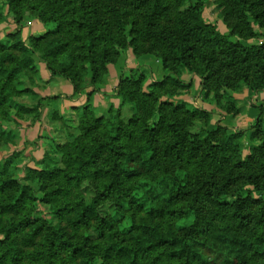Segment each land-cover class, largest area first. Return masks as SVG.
I'll use <instances>...</instances> for the list:
<instances>
[{"label":"trees","instance_id":"16d2710c","mask_svg":"<svg viewBox=\"0 0 264 264\" xmlns=\"http://www.w3.org/2000/svg\"><path fill=\"white\" fill-rule=\"evenodd\" d=\"M0 1L18 21L22 4L42 2L50 7L45 12L41 6L42 22L56 23L28 46L18 33L8 35L9 45L0 40V108L25 110L14 100L23 93L15 87L36 72L35 57L76 97L88 87L97 93L99 77L121 51L141 53L139 40L162 52L160 87H186L181 76L194 72L205 83L226 66L251 92L264 91V44L233 40L204 19L200 3ZM230 1L251 34L254 25L264 31V0ZM141 11L140 26L129 22ZM170 22L171 29L165 26ZM165 69L183 73L173 79ZM146 78L143 71L118 70L115 97L132 117L123 121L118 111L105 120L84 108L83 137L58 147L62 168L25 167L18 178L16 156L0 159V264H264V140L243 156L241 133L218 137L213 130L200 138L178 121L156 120L153 111L141 117L150 96ZM45 99L40 96L39 106ZM161 164L165 169H158ZM85 182L94 190L90 201L78 192ZM104 206L111 215H104Z\"/></svg>","mask_w":264,"mask_h":264},{"label":"rangeland","instance_id":"374dc122","mask_svg":"<svg viewBox=\"0 0 264 264\" xmlns=\"http://www.w3.org/2000/svg\"><path fill=\"white\" fill-rule=\"evenodd\" d=\"M186 1L194 5L200 3L204 19L217 25L219 30L229 32L233 40H239L245 46L264 44V31L254 25V32L251 34L237 18L236 8L230 0ZM1 2L0 40L7 45L11 43L8 38L11 33H18L19 38L28 46L30 38L38 39L47 36L56 29V23L42 22L41 6L45 8V12H49L50 7L47 4L33 1L22 4L21 17L18 21L7 4ZM188 5L183 4L184 7ZM142 12L131 15L128 18L129 22L140 26L143 22ZM165 26L171 29L174 24L170 22ZM138 52L141 53L134 54L132 48L121 51V57L107 66L108 73L99 77V84L96 87L99 91L91 94L92 88L88 87L82 95L76 97L71 95L69 98L71 102L78 104L79 100L85 97L81 105L72 107H68L69 99L63 101L61 97L63 81L51 78L46 65L38 57L34 58L36 72L26 73L20 84L15 87L17 92L23 93L14 100L23 105L25 110L0 108V159L10 154L16 156L15 177L22 178L25 167L41 169L44 166L52 168L61 166L62 168L63 152H59L58 147L72 145L74 140L83 137L84 108H88L90 116L97 118L107 120L112 113L119 111L123 121L130 120L132 111L128 106L120 108L121 101L115 97L120 68L146 73L147 78L143 89L150 96L147 109L139 113L141 117L145 118L148 111H153L156 120L164 117L168 123L178 121L182 123L185 132L190 135L198 134L200 138H205L207 133L213 130H218V137L224 133L228 136L241 133L240 144L243 156L248 154V149L261 145L264 134H256V130L264 126V91L251 92L246 88L242 76L233 68L226 66L220 67L222 70L209 77L205 83H201L197 72L189 75L180 69H177L178 71L165 69L164 72L170 71L168 74L173 79L182 72L181 79L186 87L171 85L160 87L159 80L163 75L161 50H150L147 42L139 40ZM261 63H264V58ZM199 66L197 62L195 67ZM255 72H257L256 69L250 72V79H253ZM89 78L88 72L84 85L87 86ZM152 84H156L157 87L151 89ZM105 89L107 93L103 92ZM88 94L91 95L88 96ZM40 96L47 98L42 101V106H39ZM53 97L56 99H51ZM252 111H255L254 116ZM141 117H139L140 120L143 119ZM164 138L166 137L163 133L159 139L161 144ZM162 168L165 169V164H161L158 169L162 170ZM155 174L158 175L159 172L156 171ZM78 192L86 201L94 197V190L88 182H85ZM75 193V191L71 193L72 199L74 195L78 196ZM103 211L104 215L112 213L111 208L107 206L103 207Z\"/></svg>","mask_w":264,"mask_h":264},{"label":"crops","instance_id":"0c3cea01","mask_svg":"<svg viewBox=\"0 0 264 264\" xmlns=\"http://www.w3.org/2000/svg\"><path fill=\"white\" fill-rule=\"evenodd\" d=\"M61 88H62V91L60 93L62 94L61 97L64 99L63 101H65L66 99L68 100L70 96L73 94L72 86L66 82H62ZM106 91H107L106 89L105 91L103 90L104 93H107ZM84 100H85V97H82L81 100H79V104H78V103L71 102V100L69 99V101H67V103H69L68 107L81 105L82 102H84ZM254 112L255 111L251 112L253 116L255 115L253 114Z\"/></svg>","mask_w":264,"mask_h":264}]
</instances>
